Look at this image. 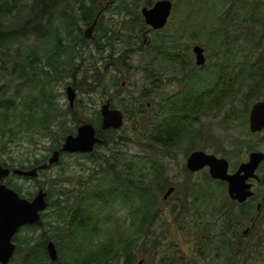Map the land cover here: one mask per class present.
<instances>
[{"label":"rangeland","instance_id":"1","mask_svg":"<svg viewBox=\"0 0 264 264\" xmlns=\"http://www.w3.org/2000/svg\"><path fill=\"white\" fill-rule=\"evenodd\" d=\"M135 1L123 0L124 4L121 5H127L128 9H132V3H135ZM169 1L172 3V9L167 25L157 32L149 31L146 27L140 34L138 26H132L129 23L130 12L122 11L124 7L115 9L117 4L120 5L119 2L113 3L101 11V18H99L101 41L97 43L98 47L88 43V50L82 51L81 58L76 61L81 63L82 69L77 72L75 77L79 88L74 89L76 99L73 108H69L65 95V87L70 85L69 83L73 79L67 76L56 78L50 83L49 87L51 88H48L51 92L52 104L56 113L52 116L48 135L30 134L31 137L27 136L20 139L22 137L20 136L15 138V140H20L12 143H6L9 140L5 141V145H0V149L4 153H0V162L10 161L11 164L23 165L28 156L32 161L50 155L49 150L51 147H54L59 140L62 141L66 135L73 132L75 134L81 121L86 122L87 119H94L102 102L109 101L113 109L123 113V124L112 135L114 141L118 143L117 147L113 148L114 146L107 145L101 149H96V164L99 162L98 157L100 154L107 159L112 153L118 152L136 160L140 170L147 171L151 160L160 159L164 166V172L158 179L159 184L152 182L150 178L148 179V182L152 183L153 193L158 203V217L151 223L150 232L146 231L138 237L128 223L130 209L119 206L116 200H112L103 210V214L106 216L112 214L110 225L118 233H124L129 239L137 238V241L134 242L139 243V246L136 247V259L133 264H139L140 262L142 264H209L210 259L214 261V264H219L221 261L214 258L203 241L206 236L211 237V227H216L217 222L214 220L215 223L213 224V220H211L210 224L206 225L203 222L206 219L202 220L200 224L198 220L200 213H205L208 220L213 217L214 213L210 209L228 199L226 187L220 184L216 185L213 180V182H206L207 169L190 173L185 168V162L191 149H194L193 151L200 150L227 160L229 172H232V166L246 161L252 150L264 153V132L259 134L250 133L248 130V112L245 117L240 116L243 111V92H245L249 80L247 78L239 80L236 91L229 97L227 103L221 105L220 109L201 114L195 121L190 120V126L187 120L182 127L184 133H181L178 138L179 145L172 147L170 153L165 154L164 151L168 150L155 146L149 141L151 126L156 120L159 121L160 115L165 109L163 106L159 109V103L161 104L163 100L167 103L176 96L183 86L182 83L178 82V79L189 70L179 73V67L177 66V73H174L173 66L179 65V63L171 59L177 56L155 53L148 49V43L164 39L167 42L166 48L168 51L171 46H174V53H184V62L186 64L190 63L194 70L191 74L190 85L199 90L197 78H200V75L203 74V72H199L200 75H198L195 72L199 68L206 72L211 70L215 64H228L230 69L234 68L235 71L242 67L244 71H248L254 70L260 64L264 65V35L262 30L259 31V34L257 33L255 25H249L246 30L241 29L240 24H236L237 21L240 22L239 13L234 12L228 20V24L223 22V26L226 27L222 29L221 34L213 37L211 32L214 25L207 20V15L204 17L201 14L194 13L195 0ZM255 1L257 0H207L208 8L206 9L208 14L210 12L215 14V20L219 16L222 20L224 18L223 14L229 9L232 10V6H240L245 8L246 11V9L249 10V7L253 9ZM261 35H263V39L255 47L253 41ZM238 36V43L233 44L234 38ZM105 42V47H102ZM123 42L127 46L124 45L123 47ZM139 46L141 47L140 50ZM194 46L203 49L204 65L202 67L195 66V56L192 53V47ZM128 49L135 50V52L131 56L127 54L128 58H123L122 54ZM226 49H229V53L226 52ZM111 51H117L112 55L119 56L117 61L114 60L116 63L115 69L112 68V61L110 60L111 53H108ZM39 54L45 55V53ZM155 58L162 62V67H158L159 70ZM122 61L125 62L124 65ZM126 65H130V68H127ZM93 68L96 69L98 76H94L93 72H89ZM150 68H152L151 72L149 71ZM158 71H163L162 76L158 74ZM84 76L88 78L86 82L81 80ZM155 76L160 77L158 79L163 81L161 84L156 82V84L162 86V89L152 92L153 96L147 102H143L144 114H137V108H142L138 102L141 90L142 88H145L146 91L149 90L150 83ZM36 77L37 85L41 86L42 75L38 73ZM182 79L185 80L186 77L183 76ZM200 81V86L205 87L213 81V76L211 75L205 79L203 75ZM112 82L118 83L113 87ZM88 83H93L94 88H90ZM21 84L19 81L10 83V80L3 77L0 71V87L5 85V89L0 90V103L7 99L15 104L18 99L13 97V89H18L19 86H22ZM37 85L32 91L39 89ZM33 86L35 85L31 87ZM102 87L105 89L103 90ZM25 89L26 86L20 88L21 93L26 94ZM261 93H264V87ZM258 97L255 96L253 99L255 100ZM124 110L127 111L129 118H126ZM58 121L63 123L64 135L60 132L61 128L59 129ZM15 124L16 122L12 123V125ZM189 130H191L192 136H189ZM121 136L126 137V140H120L119 137ZM146 158H148V161ZM96 164L94 165L81 155L68 154L63 156L56 166L41 171L37 176V181H24L13 176L12 182L22 189L23 195L36 192L40 185L46 192H50V199L53 201L61 191L67 192L76 189V186L85 187L84 191L93 188L101 174L100 170L95 167ZM61 169H63L64 174L61 178H58L57 174L60 173ZM151 171L157 174L156 168L150 167L147 173L152 174ZM256 172L260 183L253 182L252 190L254 197H256V201L253 203L254 206L258 202L261 204L263 201L264 203V163L261 169ZM105 179L101 180L103 187L106 184ZM170 187L174 188V191L166 200H163L164 194ZM208 192H212V198ZM174 206L176 209L172 214L170 210ZM180 207L183 208L185 215L182 218H176ZM51 211L47 208L45 221L53 220L50 217ZM260 217L255 222V226L259 231L261 230L258 226L264 229V207ZM242 227L241 232L246 227H250V222H246V225ZM31 233V230L22 229L18 236L25 238L30 235H39V231ZM263 236L264 234H257L255 231L247 237L246 243L255 244L257 239H262ZM261 244L264 251V240ZM199 251L203 252L201 256L198 253ZM241 258L243 257H240L242 264H253L252 261L242 260Z\"/></svg>","mask_w":264,"mask_h":264},{"label":"trees","instance_id":"2","mask_svg":"<svg viewBox=\"0 0 264 264\" xmlns=\"http://www.w3.org/2000/svg\"><path fill=\"white\" fill-rule=\"evenodd\" d=\"M108 1L110 0H0V71L3 77L10 80V83L13 81L22 83L18 89H13V97L18 99L15 104L7 99L0 103V145L12 143L27 136L31 137L30 134L48 135L52 116L56 114L51 92L48 90L51 88L49 87L50 83L63 76L75 81L77 72L82 69L81 63L76 62L81 58L82 51L88 50V43L98 47L97 43L101 41L99 25L91 42L84 40L81 26L91 24L98 11V3L104 4ZM153 1L136 0L133 5L134 11L129 14V23L132 26H138L140 34L144 29V24L136 7L140 5L150 7ZM119 2H123V0ZM195 4L194 13L204 17L207 15V20L214 25L211 32L213 37L221 34L222 29L226 27L223 26V22L228 24V20L234 12L239 13L240 22L237 21L236 24H240L241 29L246 30L249 25H255L257 33L259 34V31L262 30L264 35V0L255 1L253 9L249 7V10L246 9V11L240 6H232V10L229 9L223 14L222 20L219 18L220 16L215 20L216 16L212 12L208 14L207 0H195ZM122 11L127 10L124 8ZM263 35L257 36L253 41L255 47L259 45ZM239 36L234 38L233 44L238 43ZM148 45V49L155 53H163V55L173 53V56L178 57L171 59L179 63V65L173 66L174 73H177V66L179 73L189 70L182 74V77H186L185 80L182 77L178 79V82L183 86L176 96L167 103L164 100L161 104L159 103V109L161 106L165 109L162 111L159 121L156 120L151 126L148 139L153 145L168 150L164 151L165 154L170 153L172 147L179 145L178 138L181 133H184L182 127L187 120L190 126V120L195 121L201 114L220 109L221 105L227 103L229 97L236 91L239 80L245 78L249 80L242 98L243 111L240 116L243 117L246 116L253 98L259 96L264 87V65L260 64L254 70L244 71L242 67L235 71L234 68V70L230 69L228 64H215L211 70L206 72L201 68L195 71L198 75H200L199 72H203L200 78H197L200 88L196 90L190 85L191 74L194 70L190 63L184 62V53H174V46H171L168 51L167 42L164 39L158 42L151 41ZM138 48L141 49L140 46ZM226 52L229 53V49H226ZM39 53H45V55ZM151 69H149L150 72ZM89 72L98 76L95 68ZM38 73L42 75L41 86L37 85L36 75ZM203 75L205 79L213 76V81L205 87L200 86V79ZM87 79L84 76L81 80L86 82ZM32 85L35 86L31 87ZM36 85L39 89L32 91ZM76 85L79 87L77 82ZM150 85L149 90L146 91L145 88L141 90L138 102L142 108H137V114H144L143 102H147L153 96L152 92H157L161 88L156 84L155 77ZM25 86L26 94H23L20 88ZM1 89H5V85L0 87ZM102 89L105 88L102 87ZM124 113L126 118H129L126 110ZM100 121L98 114L94 119L86 121L97 129L99 138H102V143L97 147L99 149L107 145L114 146L113 148L117 147L118 143L112 137L114 131H99ZM13 122L16 124L12 125ZM58 123L61 126H59L60 132L64 135L63 123L61 121ZM188 134L192 136L191 130L188 131ZM20 136H22L20 139L15 140ZM119 139L124 141L126 137L121 136ZM7 140L9 141L5 143ZM193 150L191 149L189 152L191 153ZM0 153L4 154L2 149H0ZM81 156L87 158L94 165L96 164L97 152ZM146 159L148 161V158ZM98 160L95 167L100 170L101 174L93 188L84 191L85 187L76 186V189L67 192L61 191L60 197H56L53 201L50 199V192L47 191L48 209L52 210L50 217L53 220L45 221L47 215L45 211L37 224L23 228V230H31V234L39 231L38 236L30 235L21 238L17 234L13 237L16 251L11 260L12 263H134L135 250L139 246V243L134 242L137 241V238L129 239L124 233H118L110 225L112 214L106 216L103 214V210L112 200H116L119 206L130 209L128 223L138 237L146 231L150 232L151 223L158 217V203L153 193L152 183L148 182V179L159 184L158 179L164 172V166L160 159L151 160L149 166L156 168L157 174L152 171L150 174L147 173L150 170L149 166L147 171L140 170L136 160L118 152L112 153L107 159L100 154ZM232 168L235 170L236 166H232ZM63 174L64 171L61 169L57 177L61 178ZM104 178H106V184L103 187L101 180ZM205 180L206 182L214 181L207 174ZM214 183L226 187L223 182L215 181ZM38 187L42 188L40 185ZM30 194L27 193L25 194L27 196L24 197L29 198ZM208 194L212 198V192H208ZM194 199L196 200V198ZM255 201L254 195L242 204L231 202L228 198L210 209L214 213L211 219L208 220L205 213L199 214V224L204 219H206L203 221L206 225L210 224L211 220H213V224L215 221L217 222L216 227H211V237L206 236L203 241L214 258L221 261L219 264L234 262L242 264L240 257H243L242 260L252 261L253 264H263L264 251L261 243L264 236L262 239H257L255 244L246 243L247 237L251 236L253 232L264 234V229L258 226L261 230L259 231L255 226V222L261 218L264 203L263 201L261 204L258 202L254 206ZM257 205L260 206L259 209H257ZM175 209V206L172 207L170 212L173 214ZM178 209L179 214L176 218H182L185 215L184 210L182 207ZM246 222H250V227L245 228L247 233L244 234L245 230L241 232V229L246 225ZM258 225L260 224L258 223ZM104 235L105 237H103ZM48 241H51L56 247L58 258L55 262H51L47 255L46 244ZM198 253L200 256L203 254L202 251ZM209 262V264H214L212 259Z\"/></svg>","mask_w":264,"mask_h":264},{"label":"water","instance_id":"3","mask_svg":"<svg viewBox=\"0 0 264 264\" xmlns=\"http://www.w3.org/2000/svg\"><path fill=\"white\" fill-rule=\"evenodd\" d=\"M171 9L172 3L169 0H157L150 8H142L141 14L147 26L153 30H159L166 26ZM96 21L97 19L85 30L84 37L86 39L91 37ZM192 53L195 56V66H202L204 64L203 49L199 46H194L192 47ZM65 91L69 108L72 109L76 98L75 90L68 86ZM100 115L102 130L112 129L116 131L121 128L123 115L119 110L110 108L109 103L101 106ZM248 128L250 133L261 132L264 128V100L255 103L251 107L248 115ZM98 141L92 124L81 121L75 134L66 135L60 149L54 151L47 163L40 165L38 170L43 171L56 164L60 153L70 155L92 153L94 145ZM263 161L264 153L251 152L245 162L239 164L236 170L229 172L227 160L196 150L187 156L185 168L190 173L207 169L208 175L212 180L226 184L228 198L233 202L242 204L254 195L252 184L249 180H258L256 170ZM10 172L8 168L0 166V181L6 178ZM12 174L33 178L37 176V169L28 171L13 169ZM173 191L174 188L170 187L164 194L163 200H166ZM46 196V192L43 189H39L34 197L28 200L0 183V264H8L13 256L15 244L12 240L18 230L23 226H33L40 221L41 213L48 208ZM259 207L257 205V209ZM243 233L246 234L247 230ZM47 253L52 262L57 260V251L51 241L47 243Z\"/></svg>","mask_w":264,"mask_h":264},{"label":"flooded vegetation","instance_id":"4","mask_svg":"<svg viewBox=\"0 0 264 264\" xmlns=\"http://www.w3.org/2000/svg\"><path fill=\"white\" fill-rule=\"evenodd\" d=\"M119 1H121V0H110V1H108L107 3H104V4H102V3H98V11H97V13H96V16H95V18L93 19V21L91 22V24H89V25H85V26H81V30H82V36H83V38H84V40L86 41V42H88V41H92L93 39H94V35H96V33H97V29L99 28L98 27V25H99V18H101L100 16V14L102 13L101 11H103V10H105L108 6H111L113 3H118ZM157 0H154L153 2H152V4H151V6L156 2ZM120 3V5H116L115 6V9H121V7H124V8H126V10L127 11H129V12H131V11H134V8H132V9H128V7H127V5H121V4H124V2H119ZM133 5H134V3H132ZM142 6V5H141ZM140 6V7H141ZM150 6V7H151ZM139 6H137L136 7V9H137V11L140 13V15H141V17H142V14H141V9L142 8H150V7H146V6H142L141 8H140ZM123 8V9H124ZM97 19V21H96V25H95V27L93 28V30H92V35H91V37L89 38V39H86L85 37H84V32H85V30H87L91 25H92V23L95 21ZM142 21H143V24H144V29H146V27H147V29L149 30V31H153V32H157V31H160V30H162V29H159V30H153L151 27H149V26H147L146 24H145V21H144V19H143V17H142ZM167 25V24H166ZM166 27V26H165ZM164 27V28H165ZM123 45V47H124V45H126L125 44V42H123L122 43ZM141 44H143V43H141ZM149 44V43H148ZM105 45H106V42L102 45V47H105ZM127 46V45H126ZM133 52H135V50H132V49H128L127 51H125L123 54H122V57L123 58H128L129 56L128 55H132L133 54ZM111 53V58H110V60L112 61V68L113 69H115L116 68V63L114 62V60L115 61H117L118 60V57L119 56H113L112 55V53H117V51H111L110 52ZM138 53V52H137ZM128 54V55H127ZM159 54H162L163 55V53H159ZM171 56H173V53H171ZM156 61H157V69H158V67H162L161 66V64H162V62L158 59V58H156ZM122 63H123V65L125 64V62L124 61H122ZM204 65V64H203ZM202 65V66H203ZM202 66H200V67H202ZM126 67L127 68H130V65H126ZM159 70V69H158ZM159 72V71H158ZM162 72L163 71H160L158 74L159 75H161L162 76ZM158 78H160V77H158V76H155V82H159V84H161V83H163V81L162 80H160V79H158ZM116 83H118V82H112V86H114V85H116ZM70 84V83H69ZM159 84H157V85H159ZM66 85H67V83H66ZM68 86H70V87H72L73 89H75V88H79L77 85H76V81H73V83H71L70 85H67L66 87H65V90H66V88L68 87ZM88 86L90 87V88H94V84L92 83H88ZM159 86H161V85H159ZM160 89H162V86H161V88ZM76 94V93H75ZM65 95H66V91H65ZM67 98V97H66ZM259 98V99H258ZM257 99L255 98V100L253 99L252 100V103H251V106H250V108H249V110H248V115H249V112H250V109H251V107L255 104V103H258V102H262L263 100H264V93H260V95H259V97H258ZM76 99V98H75ZM75 99H74V101H75ZM106 103H109V105H110V108H112V106H111V104H110V102L109 101H104V102H102V104L100 105V107H99V110H98V115H99V117H100V119H101V115H100V110H101V106L103 105V104H106ZM73 104H74V102H73ZM113 109V108H112ZM115 110H117V109H115ZM121 112V111H120ZM96 113V114H97ZM122 113V112H121ZM122 115H123V113H122ZM124 117V116H123ZM101 121H102V119H101ZM101 121H100V127H99V131H103V132H105V131H115V130H112V129H108V130H102L101 129ZM93 126V125H92ZM122 127V126H121ZM93 128H94V130H95V137L99 140L97 143H95V145H94V148H93V152L92 153H96L95 151H96V149H99L97 146L98 145H100L101 143H102V138L100 139L99 138V136H98V134H97V129L93 126ZM248 130H249V128H248ZM116 131H118V130H116ZM250 132V131H249ZM262 132H264V128L262 129V131L261 132H257V133H252V134H259V133H262ZM263 140H264V137H263ZM62 142H63V140L62 141H60L59 142V144L57 143V145L56 146H54V147H52V149L50 148V150H49V153H50V155H45V156H43V157H41L40 159H36V160H32V161H30L31 159L29 158V156L25 159V161H24V164L23 165H17V164H15V163H13V164H11V162L10 161H6V162H0V166H2V167H6V168H8L9 169V171H11L10 172V174L6 177V178H4V179H2L1 181H0V183L1 184H3L4 186H6L7 188H10V189H12V190H14L15 192H17L20 196H22V197H24L25 195H23L21 192H23L22 191V189L15 183L14 184V182H12V179H14L13 178V176H15V178L16 177H18L19 179H23L24 181H28V180H34V181H37L36 179H37V176H38V174L42 171V170H38V167L40 166V165H42V164H44V163H47V161H48V159L50 158V156H51V154L54 152V151H58L59 149H60V147H61V145H62ZM251 152H256V151H251ZM257 152H260V151H257ZM92 153H89V154H92ZM263 153V152H262ZM65 155H68V154H65V153H60V155H59V159H58V162L56 163V164H54V165H51L48 169H50V168H52L53 166H56L60 161H61V158L63 157V156H65ZM70 155V154H69ZM72 155H86V154H72ZM243 162H245V161H243ZM243 162H240V163H238L237 165H236V168H235V170L237 169V167H238V165L239 164H241V163H243ZM264 163V161L263 162H261L260 163V165H259V167H258V169L260 170L261 169V167H262V164ZM13 169H20V170H22V171H28V170H31V169H37V176L36 177H33V178H30V177H24V176H17V175H14V174H12V170ZM48 169H46V170H48ZM257 169V170H258ZM46 170H44V171H46ZM256 170V171H257ZM256 174H257V172H256ZM258 176V175H257ZM260 180H259V177H258V180H256V182H259ZM249 182L252 184V189H253V182H255L254 180H249ZM226 185V184H225ZM39 189H43V188H39L38 187V189H37V191L39 190ZM44 190V189H43ZM37 191L36 192H30L31 194V197H29V198H27L28 200H31L33 197H34V195L37 193ZM45 191V190H44ZM46 192V191H45ZM46 194H47V192H46ZM24 198H26V197H24ZM46 200H47V202L49 203V201H48V195L46 196ZM43 213H41V215H42ZM41 219V218H40ZM24 227H31V226H23V227H21L19 230H18V232H17V234L24 228ZM16 234V235H17ZM15 237V236H14ZM13 241V240H12ZM14 242V241H13ZM48 242H50V241H48ZM47 242V243H48ZM15 244V243H14ZM55 246V245H54ZM56 248V247H55ZM15 251H16V244H15ZM15 251H14V253H13V256L11 257V259L9 260V263H11V260L13 259V257H14V255H15ZM57 251V250H56ZM46 252H47V244H46ZM47 255H48V253H47ZM57 258H58V254H57ZM50 260V259H49ZM51 261V260H50ZM52 262V261H51ZM55 262V261H54ZM8 263V264H9Z\"/></svg>","mask_w":264,"mask_h":264}]
</instances>
